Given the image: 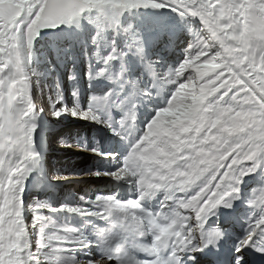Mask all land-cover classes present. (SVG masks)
Segmentation results:
<instances>
[{
    "label": "snow or ice",
    "instance_id": "snow-or-ice-1",
    "mask_svg": "<svg viewBox=\"0 0 264 264\" xmlns=\"http://www.w3.org/2000/svg\"><path fill=\"white\" fill-rule=\"evenodd\" d=\"M141 7L170 8L182 17L191 15L202 21L203 28L194 38L197 46L186 50L189 53L188 59L170 71V78L178 72H183L188 66L189 59L199 60L202 57L203 63L197 65L202 71L209 70L205 62L208 65H215L216 69L211 76H205L204 79L215 77L213 88L219 87V91L213 100L209 101V105L218 100L221 105L239 108L241 105L236 93L247 86L250 91L242 95L255 93L259 96L261 103L256 106L261 109V116L264 117V94L257 91L253 83L257 76H264V55L261 54L264 53V49L256 54L259 59L249 55L248 59L242 62V57L247 53L231 55L233 51L231 45L235 44L236 40L230 39V34L243 31L246 27L244 21L252 11L259 10L264 13V0H130L126 4L114 3L113 0H100L96 3H86L85 0H0V50H2L0 66L7 65L0 73V81H3L0 87V212L7 214L4 226L0 228V264H37V260L42 258L34 255L30 250L25 238L26 226L22 210L24 182L39 155L34 150V132L37 127L35 118L38 111H43L38 110L33 103L30 96V79L25 69L31 58L30 49L34 38L40 29L70 22L91 9L97 11V24L103 30L117 25L124 11ZM201 37L204 38L203 42ZM132 50L142 54L144 49L138 42H133L129 46V51ZM114 58V55H109L107 61ZM258 63L262 65L259 70L256 67ZM216 64L220 67H216ZM104 74L103 68L96 72L97 77ZM189 77L186 76L184 79L188 80ZM229 78L231 83L228 82ZM237 79L243 80V83H236ZM177 84L183 82L179 79ZM221 97L223 99H220ZM92 100L93 105L85 109L79 103L70 107L58 99L55 103L60 106L55 108L53 105L55 109L53 114L59 116L70 113L112 127L109 122L110 116L109 119L101 121L98 111L107 115L110 109H121L124 101L119 98L114 99L111 93L94 96ZM156 114L157 112L154 117ZM216 115L218 111L213 107L208 113L209 119ZM135 118V106L131 105L119 120V129L114 128V131L124 135L126 127ZM153 118L147 123L143 132L131 142L130 150L123 157L121 166L117 170L83 173V175H109L116 179L127 178L131 183L138 185V199L122 200L121 204L116 205V200H121L116 196L98 195L87 205L62 206L84 216L99 217L105 220L107 225V227H95V240L79 230L49 236L48 245L53 241H70V247L84 251V258L72 257L67 264H107L108 261L113 260L117 264H173V262L181 264L180 253L184 250L199 251L220 237L219 228L214 229L210 234L202 230L209 214L220 205L231 207L232 202L239 196L243 177L258 168H264V135L257 134L251 128L233 134L226 133L225 139L230 142L210 166L205 165L209 170L204 175L200 176L196 173L199 178L193 177L192 166L187 160H178L172 169L163 168L159 163L135 158L134 164H129L128 156L133 150L146 157L157 156L160 160H165V156L160 154L161 149L171 151L163 139L145 150L146 146L152 145L153 140L156 139L152 136L155 131ZM85 150L99 152L98 147L89 149L85 146ZM184 151L189 149L185 148ZM100 154L113 158L116 156V154ZM180 155L183 156V153ZM126 165L133 171L138 170L137 175L124 177L114 175ZM141 176L154 183H140ZM189 188H194L190 195L185 194L183 198L175 197L176 193H186ZM159 189L168 192L166 199L175 197L178 200L179 210L171 216L148 211L141 206L140 202L145 196ZM249 203L258 208L260 214L248 224L247 233L239 241L237 252L244 247L254 245L253 237L257 232L264 233V190L259 196L255 194ZM39 207H47V205H39ZM100 209H103V212ZM181 209L188 210L191 215H182ZM148 230L151 232L152 240L151 243L145 244L140 238L146 235ZM93 243H96L101 250L99 260L92 258L91 252L87 251ZM139 250L148 252L153 258L137 259L136 253ZM257 250L264 251V248ZM41 251L42 249H37V253ZM169 254L171 260L168 258ZM44 255L51 259V264H60L57 253L44 252ZM242 262L241 255L236 258L235 264Z\"/></svg>",
    "mask_w": 264,
    "mask_h": 264
},
{
    "label": "rangeland",
    "instance_id": "rangeland-1",
    "mask_svg": "<svg viewBox=\"0 0 264 264\" xmlns=\"http://www.w3.org/2000/svg\"><path fill=\"white\" fill-rule=\"evenodd\" d=\"M156 10L144 7L126 10L120 17L124 28L115 25L101 30L97 24L98 13L95 9H91L70 22L57 25L60 27L59 31L49 36L43 35L40 29L33 40L30 49L31 58L25 65V69L31 81L30 91H33V103L38 110H43L38 111L35 118V123L42 131L41 142L43 145L37 151L42 154L43 159L38 162L37 182L39 185L31 191L27 190L29 194L26 203L23 204L30 212L26 220L27 241L33 247L36 246L35 255L42 257L40 258L41 261L43 260L41 264H51V259L45 256L44 252L57 253L60 264H67L72 257H78L77 252L81 251L78 249L72 251L71 249L74 247L69 246L70 241H53L48 245L49 236L66 234L70 230H79L90 237L89 228L93 227L92 231L95 226L101 224L98 223V217L72 212L68 208H63V205H87L94 201L98 195L116 196L121 199L116 200L117 203H121L122 200L139 198V192L136 191L138 193L136 194L133 188L128 192L130 185L136 187L138 185L131 183L127 178L116 179L109 175H83V173L114 171L121 166L123 157L129 152L131 142L143 132L155 114L147 120L145 125L142 124V121L130 123L126 127L124 135L114 131V128L116 129L119 125V120L126 114L129 106H142L143 102L148 101L150 95L158 96L159 92L164 91L174 80V76L169 77L170 71L188 59L189 53L186 52L188 48L197 46L194 38L196 33L203 28L200 22L186 16L182 17L176 11ZM159 15L162 16L165 25L166 23L170 24L173 19H177L180 24L179 30L182 37L179 36L174 42L175 46L171 52L168 49V52L164 50L166 44H171L168 41L171 39L168 31H163L157 26L156 21ZM158 34L162 35L160 44L156 46L153 43L151 45L150 43L156 41ZM200 39L203 42L204 38ZM145 40L148 41V44L142 45ZM133 42H138L143 46L142 54L135 50L129 51V46ZM148 45L151 46L148 47ZM97 54H101V56L96 57ZM109 55H114L115 58L107 61ZM194 59H189L188 66L183 72H178V75H175L176 80L180 79L183 84L174 83L171 85L167 97L162 95L151 104L147 103L150 108L156 109V112L159 109L164 110L158 115L157 121L160 124L156 129H160L162 138L160 137L157 141L159 143L163 139L172 148L170 155L173 159H170L171 161L178 157L177 153L184 151L183 146L179 147L184 139L180 132L189 130L194 133L196 129L195 126L189 129L188 120L198 110L201 111L206 104L207 109H210L209 101H212L219 91V87L213 88L215 77L204 79L205 76H211V73L216 69L209 67L208 71H202L197 65L203 63V58ZM216 67H220V65L216 64ZM101 68L105 69V74L97 77L96 72ZM159 72L164 74L157 80L155 76L158 77ZM186 76H190L188 80L184 79ZM228 82L231 83V78ZM238 82L237 79L236 83ZM106 84L108 85L105 86ZM247 88L246 86L236 93L241 105L239 108L221 105L218 100L213 101L212 105L218 111L216 121L213 120L208 124L207 120L209 128L207 129V126L206 129L201 130L199 132L201 136L195 137L196 139L193 138L194 135L192 136L195 143L192 144L189 152L191 155L189 165H192L193 175L199 173L202 176L209 170H205V165L214 162L216 156L230 142L225 139L226 133L233 134L236 131H247L251 128L259 134L263 130L264 117L261 116V109L256 106L261 103L260 97L255 93L247 96L242 95V93L250 91ZM108 93H111L114 99L119 98L124 101L121 109H110L107 115L98 111L101 121L109 119L110 116L109 121H111L112 127L109 124L107 126L103 122L79 118L70 113L59 116L53 114L55 110L53 105L55 108L60 106L55 103L58 99L70 107L79 103L82 108L87 109L93 105L92 98L94 96H103ZM211 95L213 97L207 102L208 96ZM136 100L140 103H133ZM140 116L142 117L141 114ZM139 126L142 130L141 133L133 136L132 129ZM167 135L168 137H166ZM85 146L89 149L98 147L99 152L87 151ZM62 147L65 148L62 149ZM67 147L74 148L67 149ZM147 148H150V145ZM163 150L161 149L160 152ZM100 153L116 154V156L113 158ZM162 154L167 156L165 158H170L166 153ZM58 155L66 158V164L53 162L54 157ZM130 157L132 156H128V162ZM141 161L149 160L144 158ZM129 170L132 173L131 176L137 175L138 170L133 171L127 165L114 175L124 177L127 176ZM256 175V183L246 191L247 198L252 199L255 194L259 196L264 190V168H260ZM139 182L150 184L144 176L139 177ZM124 189L129 194L122 193ZM163 191L160 195L162 201L157 202L156 208L153 210L150 207L151 204L145 202L144 206L148 211H162L163 199L168 193L166 190ZM193 191L194 189L187 190L186 193H176L175 197L183 198L185 194L190 195ZM109 199L112 198L109 197ZM173 203L176 204H172L170 210L178 211V200L175 199ZM39 205H47V207H39ZM240 206L244 205L241 203ZM100 211L103 212V209ZM256 212L257 215L260 214L258 208ZM184 213L191 215L190 212ZM246 216V218L240 216L246 223L243 224L244 232H240L241 234L238 236L239 241L247 233V221L251 216L249 214ZM230 219L225 224L230 226L231 231L235 234L236 230L232 227H237V216ZM103 227H107V225L105 224ZM238 240L236 247L239 243ZM38 248L42 249L40 253H37ZM97 251L98 248L92 253V258L99 260L101 254H96Z\"/></svg>",
    "mask_w": 264,
    "mask_h": 264
},
{
    "label": "bare ground",
    "instance_id": "bare-ground-1",
    "mask_svg": "<svg viewBox=\"0 0 264 264\" xmlns=\"http://www.w3.org/2000/svg\"><path fill=\"white\" fill-rule=\"evenodd\" d=\"M148 9L149 10H153V8H148ZM164 9L165 10L168 9V11L170 10L171 12L175 11V10L170 9V8H164ZM186 17L192 18L195 21L200 22L202 24V21L198 17H194V16H191V15H188ZM156 22H157L156 23L157 26H158L159 22H163L161 24L162 30L163 31H168L169 38H171V37L175 38L173 41L172 40H168L171 44H166L165 45V48H164L165 51H167V49H168V51L171 52L172 49H173V47L175 46L174 42L177 41V38L179 36L182 37L181 36V31L179 30L180 24L177 21V19H173V20H171L170 24L169 23H166V25H164L165 24L164 23V20H163L162 16H160V15L157 18V21ZM244 23L246 24V27L243 29L242 32H240L238 34H235V33L230 34V39H235L236 40V43L233 44V45H231V47L233 48V51H232L231 55H235V54L240 53V52L247 53V55H245L244 57H242V62L246 61L248 59L249 55L251 57H253V58L259 59L256 56V54L257 53H260L261 52V49H264V15H262L259 10H254L248 16L247 20L244 21ZM202 26H203V24H202ZM160 33H161V31H160ZM160 40H161V35L158 34L156 36V41L157 42L155 41V42H152L150 44L152 45L154 43V45L157 46V45L160 44L159 43ZM147 42H148L147 40L143 41L142 42L143 43L142 45L148 44ZM151 45H148V47H150ZM0 51H2V50H0ZM261 54L264 55V53H261ZM98 56H101V54H97L96 55V57H98ZM6 67H7V65L0 66V73H2L3 70H4V68H6ZM256 67H257V70H259L262 67V65L258 63L256 65ZM162 74H164V73L159 72L158 73V77H157V75L155 76L156 79L157 78L159 79V77H161ZM173 79H174L173 82L169 86H167L164 89V91L159 92L158 96H152V95H150V98L148 99L149 102L148 101H145L143 103L141 102L143 104L142 106H140V105H134L135 106L136 118H135L134 121H132L130 123H132V124L133 123H136V122L140 123L142 121V124H144V125L146 124L147 120L150 119L155 114V112H156L155 111L156 109L150 108L148 105L151 104L152 102H154L158 97H160V96L162 97V95H164L165 97H167V95L169 94V90L171 88V85H173L174 83H177V80H176L175 76L173 77ZM238 83H243V80H240L239 79V82ZM253 83L255 84V87H256L257 91H259L261 94H264V76H257L256 77V80ZM2 85H3V81H0V87H2ZM107 85L108 84H106L105 86H107ZM157 89H159V88H157ZM247 89L249 90V88H247ZM32 92L30 91L31 98H32ZM212 97H213L212 95L210 97L208 96L207 102H208L209 99L211 100ZM133 98H135V97H133ZM141 99L143 101V98H141ZM133 103H140V102L138 100H136V102H133ZM147 103H148V105H147ZM213 107H215V106L214 105H211L210 106V109H207V104H206L205 107L203 106V108H202L201 111L198 110L197 113H195V115L190 120H188V122L190 124L189 129L191 127H193V126H195V128H196L195 131H194V133L192 131H189V130L188 131L187 130H184V131L180 132L181 135L183 134L184 139L180 143V146L179 147H182L183 146L184 149L185 148L189 149V151H186V152L185 151H182V152H180V153H183V156H181L180 153H177L178 154V157H176L174 159V161H171L173 159V158L171 159V155H170V152L172 150L171 151H168L167 149H164L163 151L160 152V154L161 153H166L170 158L169 159L165 158V160H160L159 157H157V156H151L150 155V156H147L146 157V156H143L142 154L135 153V151L133 150V151H131L129 153V156H132V157H130V161L128 163L129 164H134V158L135 159H138L140 161L143 160L144 158H148L149 161H152L154 163H159L163 168H168V169H172L173 165L178 160H187L188 163H191V161H190L191 160V155H189V152H190V149L192 147V144L195 143V139L197 138V136L198 137L201 136V135H199L200 134L199 132L201 130H203L204 128L206 129L207 126H208L207 129L209 128V125H207V120L209 122L208 124H210L211 122H213V120H215L217 118V115H216L213 118H211V120L209 119L208 113L213 109ZM140 114L142 115V117L140 116ZM142 118H143V120H142ZM157 120H158V116H157V119L154 121L155 131L152 133V136L153 137H156V139L153 140V143H152V145H150V147H153L156 144H158V141L157 140H159V138L162 136V133H161L160 129H156L157 126H158V124H160V122H158ZM109 122H111V121H109ZM42 124L43 123L41 122L40 125L42 126ZM104 125H107L108 126V124H105V123H104ZM262 125L264 126V123ZM113 126H115L114 123H113ZM119 127L120 126L118 125L116 129H119ZM141 131L142 130H141V127L140 126L138 128L134 127L132 129V135L133 136H136L137 134L141 133ZM116 132H118V131H116ZM41 134H42L41 128L39 126H37L36 129H35V132H34V150L37 153H39V151H37L38 148H40L41 145H43V142H41ZM259 135H264V128L259 133ZM192 136H193V138L196 137L194 139V142H193ZM65 137H67V136H65ZM166 137H168V135ZM147 147L148 146H146V149L145 150H147ZM63 148H65V147H62V149ZM73 148L74 147H67V149H73ZM168 148H171V147L168 146ZM76 150H78V149H76ZM128 150H130V149H128ZM164 156H165V154H164ZM165 157H167V156H165ZM42 159H43V156H42L41 153H39V155L36 158L34 164L32 165L33 166L32 171L29 173V175L25 179L24 187H23V191H22V210H23V219H24V223H25V226H26V232H25V238H26V240H27V235H28L27 234L28 233V228H27L26 220H27V217L30 215V212L27 210V208L25 207V204H23V203L24 202L26 203V201H27V197H28V194H29V191H27V190H30L31 191L37 185H39V183L37 182L38 162L41 161ZM65 159L66 158L61 157V155H58V156H55L54 157L53 162H55V163H61L63 165V164H66ZM67 162H69V161H67ZM207 162H210V161H207ZM206 165L210 166L211 164L207 163ZM190 166H192V165L190 164ZM207 169H209V168L206 167L205 170H207ZM258 171H260V168H258L255 172L250 173L248 175H245L243 177V180H242L241 183H246L247 182V185H246V187H245L244 190H240L239 196L232 202V204H234L236 206V209H237L236 210V214H237V227H232L234 230H236V233L233 234L231 232L230 226L226 227L227 234L229 236L228 247L230 248L231 251L234 252V254H236V256H241V255L243 256V262H242V264H245L246 263V259H245L246 253L244 252L245 247L240 252H237L236 242L238 240V236H239L238 234H241L240 232H242V233L244 232L243 224H245L246 222H244V220L241 219L240 216L246 218L247 217L246 214H249L251 216V218L249 217L248 218V221H247L248 224H249L252 221V219L257 215V212H256L257 208L254 207L253 205H251L249 203V201L251 200V198H247L246 191H247V189L249 187H251L252 185H254L256 183V180H257V175L256 174H257ZM131 174L132 173L129 170L127 172V176H129V175L131 176ZM200 176H201V174H200ZM193 177L199 178L196 175H193ZM47 180L49 181V179H47ZM49 182H51V181H49ZM149 183L152 184V183H154V181H149ZM132 188L135 190V193L138 194L136 191L139 192V189H137L138 187H136L135 185H130V188H129L128 192H130L132 190ZM193 189L194 188H189L187 190H190L191 191ZM163 190L164 189H159V190H156L154 193L145 196V198L143 200H141V202H140L141 203V206L145 208V206H144L145 205V202H149L151 204L150 207H151L152 210L154 208H156L155 206L157 205V202L159 203V202L162 201L160 195L164 192ZM128 192L125 189L122 191V193H126V194H129ZM165 195L167 196L168 193H166ZM159 198H160V200H159ZM175 199H176L175 197L169 198V199H166V197H165L163 199V203H162L163 204L162 211H159V212L158 211H153V212L163 213L164 216H171V215H173L176 211H172L170 209L172 208V204H176V203H173ZM246 200H247V202H245ZM117 202H116V205H119V204L122 203V202L121 203H117ZM241 203L244 205L243 207L240 206ZM180 211H181V214L182 215H186V216L188 214L187 213L185 214L184 212H189L188 210H184V209H181ZM5 215L7 216L6 213L0 212V228H2V225L4 226V223H5L4 222V219L6 218ZM4 216H5V218H4ZM211 217H212V213L209 214V216H208V218L206 220H208ZM233 220L236 221V219H233ZM99 222L101 223L100 225H98L99 227H103V225L106 224V221L105 220H103V219H101V218L98 217V223ZM95 227H97V226H95ZM92 228L93 227H90L89 228L90 231L88 232L90 234V237H89L90 239H93L95 237V230H92L91 231ZM197 234H199V230L198 229H197ZM140 239H141V242L142 243H145V244L151 243L152 237H151L150 230H148L147 233H146V235H144ZM29 246H30V250L35 255V247L36 246L33 247L31 244H29ZM97 248H98V251L96 252V254H101V250H100L99 246L96 243L95 244H92L91 247L87 251H90L91 254H92L93 252H95V250ZM73 249H76V248H72L71 250L73 251ZM140 251H142V250L137 251L136 258L137 259H140V260H145L146 256H148L149 253L148 252H145L143 255H139ZM194 251L195 250L186 249L182 253H180V256H183V255H185L188 252L194 253ZM84 255H85L84 251L77 252V256L78 257H76V258H84ZM92 256H93V254H92ZM42 261H41V259H38L37 260V264H41ZM115 263L117 264V262L115 260L108 261L107 262V264H115Z\"/></svg>",
    "mask_w": 264,
    "mask_h": 264
},
{
    "label": "clouds",
    "instance_id": "clouds-1",
    "mask_svg": "<svg viewBox=\"0 0 264 264\" xmlns=\"http://www.w3.org/2000/svg\"><path fill=\"white\" fill-rule=\"evenodd\" d=\"M85 2H86V3H96V2H100V0H85ZM113 2H114V3H119V4H126V3H129L130 0H113ZM261 14L264 15V13H261ZM206 65H207L208 67H215V65H208L207 62H206ZM174 94H175V93H174ZM161 111H164V110H163V109H159V110L157 111V116H158V114H159ZM157 116L153 118V122L155 121V119L157 118ZM149 126H150V125H149ZM102 231H103V228H102Z\"/></svg>",
    "mask_w": 264,
    "mask_h": 264
},
{
    "label": "water",
    "instance_id": "water-1",
    "mask_svg": "<svg viewBox=\"0 0 264 264\" xmlns=\"http://www.w3.org/2000/svg\"><path fill=\"white\" fill-rule=\"evenodd\" d=\"M59 29H60L59 26H55V27L42 28L41 31H42L43 35L49 36L51 34L58 32Z\"/></svg>",
    "mask_w": 264,
    "mask_h": 264
}]
</instances>
